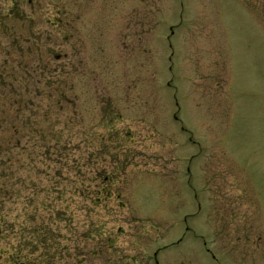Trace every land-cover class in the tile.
Instances as JSON below:
<instances>
[{"label": "rangeland", "instance_id": "rangeland-1", "mask_svg": "<svg viewBox=\"0 0 264 264\" xmlns=\"http://www.w3.org/2000/svg\"><path fill=\"white\" fill-rule=\"evenodd\" d=\"M0 264H264V0H0Z\"/></svg>", "mask_w": 264, "mask_h": 264}, {"label": "trees", "instance_id": "trees-1", "mask_svg": "<svg viewBox=\"0 0 264 264\" xmlns=\"http://www.w3.org/2000/svg\"><path fill=\"white\" fill-rule=\"evenodd\" d=\"M105 190V189H104ZM111 194H110V192H108L107 194H106V196H110ZM102 201V199H101V197L98 199V202L97 203H100Z\"/></svg>", "mask_w": 264, "mask_h": 264}]
</instances>
